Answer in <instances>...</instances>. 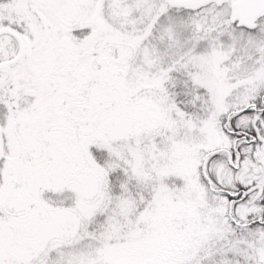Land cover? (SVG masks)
Here are the masks:
<instances>
[{"label":"snow or ice","instance_id":"obj_1","mask_svg":"<svg viewBox=\"0 0 264 264\" xmlns=\"http://www.w3.org/2000/svg\"><path fill=\"white\" fill-rule=\"evenodd\" d=\"M0 264H264V0H0Z\"/></svg>","mask_w":264,"mask_h":264}]
</instances>
